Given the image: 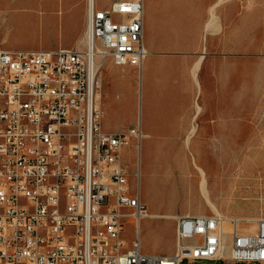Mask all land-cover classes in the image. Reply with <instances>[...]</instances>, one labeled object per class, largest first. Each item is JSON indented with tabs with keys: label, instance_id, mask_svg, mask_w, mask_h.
<instances>
[{
	"label": "built area",
	"instance_id": "obj_1",
	"mask_svg": "<svg viewBox=\"0 0 264 264\" xmlns=\"http://www.w3.org/2000/svg\"><path fill=\"white\" fill-rule=\"evenodd\" d=\"M145 55L143 0H87L73 48L0 50V264L264 262V220L249 234L219 213L178 215L173 252L142 251L147 205L122 160L141 128L102 129L100 72L107 57L140 71Z\"/></svg>",
	"mask_w": 264,
	"mask_h": 264
},
{
	"label": "rangeland",
	"instance_id": "obj_2",
	"mask_svg": "<svg viewBox=\"0 0 264 264\" xmlns=\"http://www.w3.org/2000/svg\"><path fill=\"white\" fill-rule=\"evenodd\" d=\"M107 1L95 0L97 6ZM152 1L149 0V3ZM209 1L212 5L215 0ZM219 1H215L214 19L215 25H219L218 30L214 27L215 31H209L205 24L208 56L202 92L197 99L202 107L201 114L196 123H188L183 131V135L187 136L192 125H196L194 134L188 138V143L186 137L158 140L156 134H150L141 138L139 149H136V141L132 140V144L124 148L122 160L128 168L130 183L137 182L149 213L211 214L215 213L214 206L224 216L241 218V227L253 233L257 221L264 220V0H237L241 21L235 43L229 37L233 15L228 9L232 0ZM147 2L145 0V5ZM190 10L188 5L186 11ZM187 23L185 35L190 37L192 28ZM55 27L54 24L30 18L5 20L0 23V43L20 50L33 46L45 48L52 45L50 40ZM102 70L108 80L111 73L108 66L102 67ZM145 72L144 64L138 85L142 120L149 115L150 102L156 108L162 106L157 96L153 98ZM118 78L123 84L120 88L121 102L129 113L133 104L137 103L133 88L137 85L136 79L129 72H121ZM107 80L103 85L104 102ZM130 83L133 87L129 86ZM217 111L219 119L216 118ZM217 125L219 131L224 132L223 137L214 134ZM225 155L229 161L225 160ZM213 157L215 161L211 160ZM223 157L225 164L220 165L218 160ZM237 158L239 160L231 165V161ZM246 158L247 163L244 162ZM164 159L167 160V170L160 172L158 161ZM203 179H206L205 186ZM161 185L170 192L166 194V199L160 193ZM203 187L208 189V198L201 192ZM249 218L254 219L247 220ZM251 224L255 227L247 229ZM174 230L173 218L157 215L143 217L139 224L142 251L157 255L172 253ZM123 236L128 243L134 239L135 224L132 219L125 220ZM195 264L225 263L221 260H199Z\"/></svg>",
	"mask_w": 264,
	"mask_h": 264
},
{
	"label": "crops",
	"instance_id": "obj_3",
	"mask_svg": "<svg viewBox=\"0 0 264 264\" xmlns=\"http://www.w3.org/2000/svg\"><path fill=\"white\" fill-rule=\"evenodd\" d=\"M113 1L115 0H108L97 6L94 0L95 6L98 8H107ZM188 5L191 8L189 12L186 11ZM209 7V0H153L151 3L148 0L146 5L145 0H143V44L146 55L141 70L138 71L132 65H116L109 57L103 62L102 67L108 66L111 72V76L108 75V80L103 70L100 73L101 125L105 132H127L129 128L139 124L142 133L141 138L150 134H156L155 138L158 140L186 137L183 135V131L186 129L185 125L196 123L201 114L202 107L197 99L202 92L205 60L208 56V46L206 45L208 31L205 30V24L209 19ZM228 10L233 15V20L229 26V37L231 36V42L235 43L236 35L240 32L238 24L241 21L237 0H232ZM86 14L87 0H0V23L9 19L30 18L34 21L56 26L54 35L50 40L52 45L45 48L33 46L22 50L73 48L83 38ZM187 22L192 28L190 37L185 35ZM0 50L20 49L5 47L0 43ZM151 57L154 58L150 60ZM200 57L196 77H193L194 67ZM144 64L146 65V81L153 98L157 96L160 103L165 98V101L171 103H169L170 106L169 104H162L156 108L150 102L148 105L149 115L142 120L138 85ZM121 72L132 73L137 83L134 87L132 83L129 84L130 87L134 88L137 97V103L133 104L129 113L121 102L120 88L123 84L118 78ZM105 79L109 83L105 94L107 98L104 102L103 85ZM194 80L198 82V86ZM195 102L201 107L199 112L196 111ZM216 116L219 119L218 111ZM220 117L223 118L221 115ZM159 125L160 127H158ZM216 131L214 134L217 137L219 135L223 137L224 132L219 131V125H217ZM260 264H264V262Z\"/></svg>",
	"mask_w": 264,
	"mask_h": 264
},
{
	"label": "bare ground",
	"instance_id": "obj_4",
	"mask_svg": "<svg viewBox=\"0 0 264 264\" xmlns=\"http://www.w3.org/2000/svg\"><path fill=\"white\" fill-rule=\"evenodd\" d=\"M219 1V0H218ZM223 1V0H222ZM220 2V1H219ZM218 2V3H219ZM216 5H217V3H213L212 5H210V7H209V14H210V19H209V21L207 22V24H206V29L207 30H209V31H213L214 29V27H217V30H218V26L219 25H215L216 23L214 22V19H215V16H216V12H215V7H216ZM217 22V21H216ZM219 24V23H218ZM205 29V30H206ZM215 31V30H214ZM200 56H202V55H200ZM200 60H201V57H200V59L198 60V62L196 63V65H195V67H194V70H193V77H196V70L198 69V64L200 63ZM195 79H197V78H195ZM195 82H196V80H194ZM199 81V80H198ZM197 83V86H198V82H196ZM140 90V89H139ZM198 91V90H197ZM170 95H171V93H170ZM155 96V95H154ZM165 99V98H164ZM163 99V101H161V104H164V105H167V104H169V103H171V102H167V101H165ZM167 100V99H166ZM169 100V99H168ZM171 100V99H170ZM172 101V100H171ZM158 102H160V101H158ZM149 103V102H148ZM196 103V111L197 112H199V110H200V106L198 105V103L197 102H195ZM169 106H170V104H169ZM162 109H163V107H162ZM167 110V109H166ZM167 112V111H166ZM164 114H165V112H164ZM165 116V115H164ZM163 122V121H162ZM160 123V122H159ZM167 123V122H166ZM166 123H164V124H166ZM156 124V123H155ZM161 124V123H160ZM163 124V123H162ZM156 126V125H155ZM158 127H160V125L158 126ZM165 127V126H164ZM159 129V128H158ZM195 130H196V125H192V127H191V129H190V131H188V135L186 136V142L188 143V138H190L193 134H194V132H195ZM192 139V138H191ZM139 149V148H138ZM162 151V150H161ZM140 153V152H139ZM157 155V154H156ZM248 155H250V154H248ZM166 156V155H165ZM172 157V156H171ZM248 157V156H247ZM160 158V157H159ZM247 159L248 158H246V160H244V162L245 163H247ZM212 161H215V158L213 157L212 159H211ZM225 160L227 161L228 159H226V155H225ZM225 160H224V157L222 158V159H220V160H218L219 161V164L220 165H224L225 164ZM237 160H239V158H237L236 160H234V161H231V165L235 162V161H237ZM140 161V160H139ZM229 161V160H228ZM159 162V166H160V172H163L167 167L165 166V164H167V160L166 159H164L163 161H158ZM165 162V163H164ZM171 162V161H170ZM205 162H207V161H205ZM209 162H210V160H209ZM251 162H253V161H251ZM255 163V162H254ZM138 164H139V162H138ZM205 164V163H204ZM251 164V163H250ZM200 168V167H199ZM167 170V169H166ZM200 170H202L201 168H200ZM140 172V171H139ZM203 172V171H202ZM141 174V173H140ZM161 174V173H160ZM202 173H200V175H201ZM203 178H204V176H203ZM206 180V179H205ZM204 179L202 180V182L203 181H205ZM201 183V182H200ZM205 183V184H204ZM203 183V185L205 186L206 185V181ZM182 184V183H181ZM201 186H203L202 184H200ZM206 187H203V191H201V192H203L204 193V195L208 198V189L206 190L205 189ZM201 190H202V188H201ZM160 193L161 194H163V195H165V199L167 198V195L166 194H169L170 192H169V190L168 189H166L165 187H163L162 185L160 186ZM205 198V197H204ZM210 204V203H209ZM212 209H213V211L215 212V213H219V214H221L219 211H218V209L217 208H215L214 206H212ZM150 212V211H149ZM147 213V215L146 216H150V215H157V217L158 216H162L163 218L164 217H167V218H175L176 216H178V214H173V213ZM187 215H189V214H187ZM155 217V216H154ZM238 219H241V218H239L238 217ZM254 219V218H253ZM252 218L250 219H247V220H253ZM253 227H255V225L254 224H251L250 225V227H248L247 229H249V228H253ZM223 228H224V230L225 231H228L230 228H231V223L229 222V221H225L224 223H223ZM256 229V228H255ZM248 233V232H247ZM249 234H254V233H249Z\"/></svg>",
	"mask_w": 264,
	"mask_h": 264
}]
</instances>
